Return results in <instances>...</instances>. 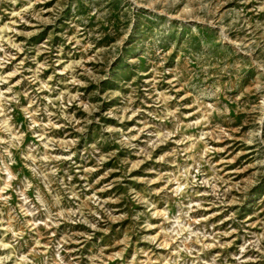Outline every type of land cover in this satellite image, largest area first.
Listing matches in <instances>:
<instances>
[{"label":"rangeland","instance_id":"rangeland-1","mask_svg":"<svg viewBox=\"0 0 264 264\" xmlns=\"http://www.w3.org/2000/svg\"><path fill=\"white\" fill-rule=\"evenodd\" d=\"M0 264H264V0H0Z\"/></svg>","mask_w":264,"mask_h":264},{"label":"bare ground","instance_id":"bare-ground-1","mask_svg":"<svg viewBox=\"0 0 264 264\" xmlns=\"http://www.w3.org/2000/svg\"><path fill=\"white\" fill-rule=\"evenodd\" d=\"M181 188V187H180Z\"/></svg>","mask_w":264,"mask_h":264}]
</instances>
